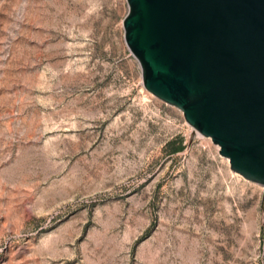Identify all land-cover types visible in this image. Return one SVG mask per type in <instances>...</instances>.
<instances>
[{
    "label": "rangeland",
    "instance_id": "1",
    "mask_svg": "<svg viewBox=\"0 0 264 264\" xmlns=\"http://www.w3.org/2000/svg\"><path fill=\"white\" fill-rule=\"evenodd\" d=\"M127 12L0 0V264H264V187L144 88Z\"/></svg>",
    "mask_w": 264,
    "mask_h": 264
},
{
    "label": "water",
    "instance_id": "2",
    "mask_svg": "<svg viewBox=\"0 0 264 264\" xmlns=\"http://www.w3.org/2000/svg\"><path fill=\"white\" fill-rule=\"evenodd\" d=\"M126 1L144 88L264 187V0Z\"/></svg>",
    "mask_w": 264,
    "mask_h": 264
},
{
    "label": "trees",
    "instance_id": "3",
    "mask_svg": "<svg viewBox=\"0 0 264 264\" xmlns=\"http://www.w3.org/2000/svg\"><path fill=\"white\" fill-rule=\"evenodd\" d=\"M170 145H171V144H170ZM181 148H182V146H179V147H177V148H172V151H173V152H176V151H179Z\"/></svg>",
    "mask_w": 264,
    "mask_h": 264
},
{
    "label": "bare ground",
    "instance_id": "4",
    "mask_svg": "<svg viewBox=\"0 0 264 264\" xmlns=\"http://www.w3.org/2000/svg\"><path fill=\"white\" fill-rule=\"evenodd\" d=\"M227 160L229 161V159L227 158ZM230 163V162H229ZM237 173V172H236ZM239 174V173H238Z\"/></svg>",
    "mask_w": 264,
    "mask_h": 264
}]
</instances>
